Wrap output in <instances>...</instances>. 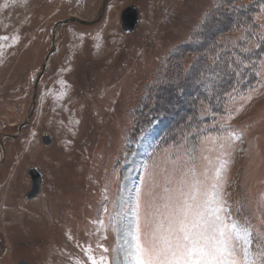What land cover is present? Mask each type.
<instances>
[{
    "label": "rangeland",
    "instance_id": "rangeland-1",
    "mask_svg": "<svg viewBox=\"0 0 264 264\" xmlns=\"http://www.w3.org/2000/svg\"><path fill=\"white\" fill-rule=\"evenodd\" d=\"M217 1L110 0L56 28L104 0H0V264H123L138 195L143 224L149 193L192 166L264 264V6L221 0L199 34Z\"/></svg>",
    "mask_w": 264,
    "mask_h": 264
},
{
    "label": "snow or ice",
    "instance_id": "snow-or-ice-1",
    "mask_svg": "<svg viewBox=\"0 0 264 264\" xmlns=\"http://www.w3.org/2000/svg\"><path fill=\"white\" fill-rule=\"evenodd\" d=\"M224 167L216 168L217 181ZM212 189L205 190L195 166L178 181L168 178L161 192L149 193L143 224L138 195L133 226L122 228L128 237L123 264H255L249 253L251 233L228 222L218 185Z\"/></svg>",
    "mask_w": 264,
    "mask_h": 264
},
{
    "label": "water",
    "instance_id": "water-1",
    "mask_svg": "<svg viewBox=\"0 0 264 264\" xmlns=\"http://www.w3.org/2000/svg\"><path fill=\"white\" fill-rule=\"evenodd\" d=\"M109 1L110 0H104L97 21L90 22V21L82 20V19L77 18V17H69L68 19H66L64 21H60L57 24L56 28H58L59 25H61L63 27L65 25L73 23V22H79V23H81L83 25H89V24H95V23L101 21L103 16H104V14H105L107 3ZM140 20L141 19H140V11H139V9L135 5H130L129 7H127L122 12V15H121L122 27H123L124 32L130 34V33H134L135 31H137L138 26L140 24ZM56 28L54 29L53 48L51 49V51L47 55V60H46V62L44 64V66H43V69H42L40 75L38 76V78H37V80L35 82L34 92H33V105H36V103H37L39 85H40L41 79H42V77H43V75H44V73H45V71L47 69L48 61L50 60L52 54L56 51V39H57ZM34 113H35V107L31 110L26 122L24 124L20 125L18 133H16V134H8V136L10 138L14 139V140L18 139L22 135L24 127L32 120V117H33ZM4 143L5 142H4V136H3L2 139H1V144H2V147H3V150H4L3 162L6 160V149H5ZM32 175H33L32 177H33L34 186H33V189L27 195V198L35 197L40 192V189H41L40 184L38 182L39 171L33 169ZM21 264H28V263L21 262Z\"/></svg>",
    "mask_w": 264,
    "mask_h": 264
},
{
    "label": "trees",
    "instance_id": "trees-1",
    "mask_svg": "<svg viewBox=\"0 0 264 264\" xmlns=\"http://www.w3.org/2000/svg\"><path fill=\"white\" fill-rule=\"evenodd\" d=\"M222 1H224V0H222ZM258 2V1H257ZM220 4H221V0H218L217 2H216V6H215V10L213 9V10H211L208 14H207V16H206V18L203 20V25H201L199 28H198V33L199 34H201L202 33V30H203V28H204V26L207 24V21L209 20V17L211 16V15H213L214 14V12L216 11V10H218L219 8H220ZM259 4H260V6H259V8H261L262 6H264V0H259ZM226 6V5H225ZM235 6V5H234ZM228 8H231V10L233 11V10H235V9H233V7L232 6H230L229 4H228ZM254 8V7H253ZM223 13L226 15V14H230L231 15V13L229 12V11H226V10H224L223 11ZM230 19V18H229ZM237 24H239L240 25V23H237ZM223 27H225L226 25H222ZM222 36V35H221ZM220 36V37H221ZM192 42V41H191ZM205 48H208V47H205ZM206 53H207V51H208V49H205L204 50ZM232 53V55H233V53H234V51L232 50V49H228V53ZM202 92V91H201ZM200 92V93H201ZM201 109H202V107H199V110L197 111L198 112V116H201L202 115V111H201ZM141 111V110H140ZM196 112V111H195ZM190 114V113H189ZM155 117V116H154ZM159 116H156L155 118H158ZM197 118V120H198V117H196ZM148 122H151V121H148ZM173 124V123H172ZM257 240H259V239H257Z\"/></svg>",
    "mask_w": 264,
    "mask_h": 264
}]
</instances>
